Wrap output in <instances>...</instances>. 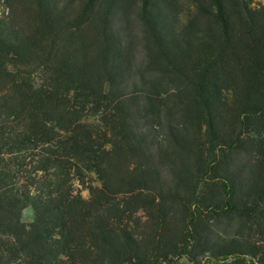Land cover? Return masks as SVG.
<instances>
[{
	"label": "trees",
	"instance_id": "trees-1",
	"mask_svg": "<svg viewBox=\"0 0 264 264\" xmlns=\"http://www.w3.org/2000/svg\"><path fill=\"white\" fill-rule=\"evenodd\" d=\"M181 259L264 264V4L0 0V264Z\"/></svg>",
	"mask_w": 264,
	"mask_h": 264
},
{
	"label": "rangeland",
	"instance_id": "rangeland-1",
	"mask_svg": "<svg viewBox=\"0 0 264 264\" xmlns=\"http://www.w3.org/2000/svg\"><path fill=\"white\" fill-rule=\"evenodd\" d=\"M253 2L255 5L264 4V0H253ZM89 176H90V179H88V181L90 183H92L93 185L99 184L94 173H90ZM76 187H77L78 191L80 192V194L84 198L89 197V191L85 185L76 183ZM33 220H34V214H33L32 208L31 207H25L22 210V212H21V214L17 220H15V219L8 220L6 225H7V227H11L17 221H22V222H25L28 225H30L33 222ZM198 259L200 260L201 258L199 257ZM185 262H186L185 259H181L178 264H185Z\"/></svg>",
	"mask_w": 264,
	"mask_h": 264
}]
</instances>
